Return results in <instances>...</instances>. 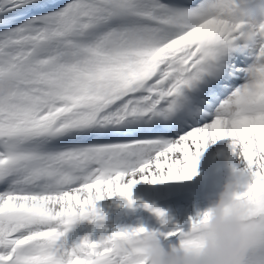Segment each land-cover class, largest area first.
<instances>
[{"label": "snow or ice", "instance_id": "obj_1", "mask_svg": "<svg viewBox=\"0 0 264 264\" xmlns=\"http://www.w3.org/2000/svg\"><path fill=\"white\" fill-rule=\"evenodd\" d=\"M231 6L0 0V80L12 85L0 95V264H135L149 231L195 245L206 212L187 230L106 232L97 201L118 194L131 205L137 177L190 180L225 137L243 196L264 217V26L241 51L240 27L226 26ZM81 220L102 230L98 239L69 241ZM245 264H264V239Z\"/></svg>", "mask_w": 264, "mask_h": 264}, {"label": "clouds", "instance_id": "obj_2", "mask_svg": "<svg viewBox=\"0 0 264 264\" xmlns=\"http://www.w3.org/2000/svg\"><path fill=\"white\" fill-rule=\"evenodd\" d=\"M240 27L239 49L258 42L264 26V0H232L227 27ZM12 91L11 82L0 80V95ZM195 245L165 244L152 232L140 236L135 264H245L248 252L264 239V217L243 196L241 177L231 172L215 198L202 210Z\"/></svg>", "mask_w": 264, "mask_h": 264}, {"label": "rangeland", "instance_id": "obj_3", "mask_svg": "<svg viewBox=\"0 0 264 264\" xmlns=\"http://www.w3.org/2000/svg\"><path fill=\"white\" fill-rule=\"evenodd\" d=\"M234 160L235 157H233V153L231 154V156L226 157V163L231 162V159ZM214 162V161H213ZM212 161L208 160V162H206V166H214V168L216 167V164L213 163ZM230 163V165H226V174L227 177L229 176V174L231 173L232 170V164ZM236 163V162H234ZM233 163V164H234ZM205 166L204 168V172L202 173V178L201 180L198 182V185L196 183L193 184L194 188L193 190H190V185L188 184L187 180L185 181H174V188H175V193L172 192V190H167V191H161L159 188V183L156 184H152L150 182L147 181H143L141 180L144 185L141 186L142 191H138V192H134L133 193V203L131 204V206L133 207V210L130 212H122L123 208L122 205L123 203H127V199L125 197L118 198L116 199H110V202L107 201V198H104L102 200H100L99 202H97V207L100 208L101 205L103 206H107L109 211L105 214V219L104 221L107 223V228L104 229V231L106 232H110L111 230H113L115 228V225H127V224H132L134 226L139 225V224H145L148 223L152 226V229L156 230V226L158 223L163 222L162 219H154L149 217L144 210L142 209L143 204H151L154 201L160 200V199H166V198H170L172 199L174 196L175 198L178 197H183L185 195H188V198H186L185 200H181L178 198L177 202H176V206H177V211L179 214V220H177V225L181 226L184 225L183 222V217L180 216V213L182 210L184 209H188L189 208V212H190V216L194 217L198 211H202L203 209L206 208L207 204H205V202L203 201V196H204V192L201 190V185L203 182V178L204 177H208L209 173H206V169L207 167ZM206 175V176H205ZM198 177V172L195 176L192 177V180L195 181ZM226 177V178H227ZM173 183V182H172ZM183 183V185H185V189L180 188V184ZM216 185L218 187V191H220V186H219V182L218 180H216ZM151 187V189H150ZM114 211L117 212H121V216L116 220V221H110L109 220V215H111ZM94 225L92 224V222L88 221V220H81L78 221L74 224L73 229H70L69 232L67 233V237L69 239V241H74L77 238L83 237L84 235H90V238L92 239H98L99 236L101 235V229L98 232H93L92 231V227ZM173 227V225L171 226ZM173 229V228H171ZM158 230V229H157ZM170 230V227L167 226L165 229L163 230H158L161 233H166ZM163 236H161L160 238H162Z\"/></svg>", "mask_w": 264, "mask_h": 264}, {"label": "bare ground", "instance_id": "obj_4", "mask_svg": "<svg viewBox=\"0 0 264 264\" xmlns=\"http://www.w3.org/2000/svg\"><path fill=\"white\" fill-rule=\"evenodd\" d=\"M233 54L237 55V57H240L239 55H243V56H248L250 57L247 52H234ZM240 61H242V59L240 58ZM232 154V149H231V138L225 137L223 139L217 140L214 143H209L208 146L204 149V151L202 152L200 158H199V162L197 165V172H198V177L195 181L192 180V178L190 180H187L189 186H190V190H193V184L196 183L198 185V182L201 180V176L202 173L204 172V168L206 166V162H208V160L210 161H214L213 163L216 164V167L214 169V174L216 176V180H218L219 182V186L220 188H222L223 183L226 180L227 174H226V165H230L231 162L228 161L227 164L226 163V157L231 156ZM234 157V156H233ZM232 161V165L234 162H236V159L234 158L231 159ZM207 167V166H206ZM209 166L206 169V173L208 172ZM232 172V170H231ZM206 176V175H205ZM206 177L203 178V182L201 185V190L203 191V185L205 184V187H211V183L210 181L206 182ZM138 182L133 186V190L132 192L136 193L138 191H142L141 186L144 185L143 183H141L142 181L139 180V178L137 177ZM173 182V183H172ZM159 188L161 191H167V190H172V192L175 193V188H174V181H167V182H161L159 183ZM151 189V187H150ZM107 198V201L110 202V199H118V198H123L120 195H114L112 197H105ZM100 201V200H99ZM97 201V202H99ZM101 209V207H100ZM134 225L132 224H127V225H115V228L117 227H133Z\"/></svg>", "mask_w": 264, "mask_h": 264}]
</instances>
